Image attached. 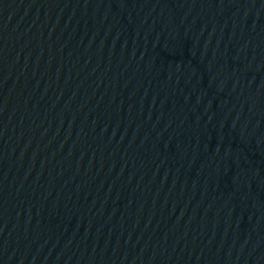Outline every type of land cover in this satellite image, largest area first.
<instances>
[{
  "label": "water",
  "instance_id": "1",
  "mask_svg": "<svg viewBox=\"0 0 264 264\" xmlns=\"http://www.w3.org/2000/svg\"><path fill=\"white\" fill-rule=\"evenodd\" d=\"M253 65L264 78V0H216Z\"/></svg>",
  "mask_w": 264,
  "mask_h": 264
}]
</instances>
